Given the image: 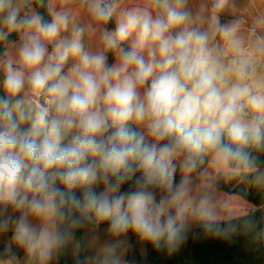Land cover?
<instances>
[{
	"label": "clouds",
	"instance_id": "clouds-1",
	"mask_svg": "<svg viewBox=\"0 0 264 264\" xmlns=\"http://www.w3.org/2000/svg\"><path fill=\"white\" fill-rule=\"evenodd\" d=\"M37 2L48 19L0 0V264H20L13 245L24 264H52L85 220L113 237L93 264H124L129 231L171 250L187 217L213 229L190 178L207 157L256 167L264 41L249 49L241 21L221 23L230 0Z\"/></svg>",
	"mask_w": 264,
	"mask_h": 264
},
{
	"label": "trees",
	"instance_id": "trees-1",
	"mask_svg": "<svg viewBox=\"0 0 264 264\" xmlns=\"http://www.w3.org/2000/svg\"><path fill=\"white\" fill-rule=\"evenodd\" d=\"M32 8L48 19L44 7L37 0H32ZM221 23L226 18L219 16ZM115 23L110 22L107 27L114 28ZM13 34L9 40H16ZM4 51V45L0 44V53ZM113 57L109 55V63ZM257 159L256 167L251 170L232 171L230 167L216 166L211 157H207L195 174L201 176L202 190L210 192L211 196L220 192L229 196H235L250 204L240 213L234 212V216L221 221H215L214 227L208 230L200 222L199 225L189 227L185 222L184 238L175 248L161 246L155 247L146 242V264H264V151L254 152ZM193 173V174H194ZM191 179V178H190ZM181 180L179 171L176 182ZM213 216L223 213L225 208L211 205ZM234 208H229V211ZM226 218V217H225ZM92 225L83 221L77 228L80 241V264H85L84 243L82 228ZM220 231L217 232L216 229ZM127 264H142V258L135 248H131L127 257Z\"/></svg>",
	"mask_w": 264,
	"mask_h": 264
},
{
	"label": "crops",
	"instance_id": "crops-1",
	"mask_svg": "<svg viewBox=\"0 0 264 264\" xmlns=\"http://www.w3.org/2000/svg\"><path fill=\"white\" fill-rule=\"evenodd\" d=\"M31 2L32 0H17V3L22 8V14L24 5ZM133 2H147V0H133ZM199 2L200 0H195V3L198 4ZM206 2L209 6L211 5V0H206ZM72 7L79 9V4H74ZM219 16L226 18L224 23H230L236 20L241 21L242 35L246 41L247 48L252 49L256 46L258 41H264V24L258 23L260 18L264 17V0H230L229 5L219 14ZM79 19L82 23L88 22L87 14L82 9L79 10ZM86 42L92 49H96L99 46L96 37H88L86 38ZM257 60L264 62V55H257L255 61ZM85 221L95 225L94 227L85 225L82 228L85 264H93L94 258L100 255L101 250L106 243L112 242L113 237L106 232L108 227L107 223L97 224L89 220ZM71 231L72 235L66 246L52 264H80L81 254L78 231L77 228ZM10 236L11 233L9 232L6 236L0 237V239L8 240ZM131 248H135L139 252L142 258V264H146V242L142 241L135 233L129 231L124 245V249L126 250L122 249V259L124 264H127V257ZM13 250L18 253L20 264H24V251L22 249H17L15 245H13Z\"/></svg>",
	"mask_w": 264,
	"mask_h": 264
},
{
	"label": "rangeland",
	"instance_id": "rangeland-1",
	"mask_svg": "<svg viewBox=\"0 0 264 264\" xmlns=\"http://www.w3.org/2000/svg\"><path fill=\"white\" fill-rule=\"evenodd\" d=\"M256 67H257L256 68L257 77L264 79V62L257 60ZM216 166L217 165H215V167ZM200 179L201 176L199 174L194 173L191 175L190 184H189V188H190L189 195L193 198L194 201L193 207L198 206L201 197L207 195L210 198L211 205L223 207V209L225 208L223 213H220L218 216H214L215 221H221L224 219H228L229 217H234V216H226V215H234L233 213L236 211H237L236 213H240L241 211L252 207L250 204L246 203L245 201L235 196H229L220 192H216L214 195L211 196L210 192L202 190L199 181ZM232 207L234 208V210L229 211V208ZM185 222L189 224V227L194 225L197 226L200 224V221L194 215L187 217ZM87 226L94 227L95 225H87Z\"/></svg>",
	"mask_w": 264,
	"mask_h": 264
}]
</instances>
